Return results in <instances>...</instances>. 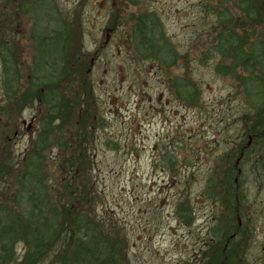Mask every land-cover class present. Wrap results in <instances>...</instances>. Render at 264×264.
Masks as SVG:
<instances>
[{
	"label": "rangeland",
	"instance_id": "rangeland-1",
	"mask_svg": "<svg viewBox=\"0 0 264 264\" xmlns=\"http://www.w3.org/2000/svg\"><path fill=\"white\" fill-rule=\"evenodd\" d=\"M252 1L260 5L252 18L235 0L221 7L230 20L222 25L246 40L248 52L259 40L264 49V2ZM212 2L217 0H0V32L16 44L23 66L31 67L38 53L35 36L45 28H67L91 63L97 123L89 149L92 167L84 176L96 191L90 211L110 234L122 237L129 264H202L201 250L223 211L206 185L218 169L235 164L236 157L231 162L226 157L242 142L241 116L252 123L246 118L256 86L247 84L242 65L232 67L231 57L214 53L222 25ZM139 14L158 18L176 52L175 65L166 69L136 55L130 35ZM219 64L231 72L219 73ZM175 81L189 82L196 95L179 98ZM259 82L264 89V75ZM4 110L0 87V149L23 158L40 134L43 104ZM251 149L258 167L239 161L251 229L243 264H264V148ZM61 154L56 144L45 153L56 164L48 174L56 180ZM182 202L188 223L177 214ZM16 252L21 256V243Z\"/></svg>",
	"mask_w": 264,
	"mask_h": 264
},
{
	"label": "trees",
	"instance_id": "trees-1",
	"mask_svg": "<svg viewBox=\"0 0 264 264\" xmlns=\"http://www.w3.org/2000/svg\"><path fill=\"white\" fill-rule=\"evenodd\" d=\"M129 1L136 4L138 0ZM225 1L228 0L210 4L219 25L223 20L230 22L227 11L221 8L226 7ZM235 1L249 18L260 9L252 0ZM134 20L130 38L136 55L157 61L166 69L175 65L176 52L158 18L139 14ZM35 37L38 53L29 67L23 66L16 44L12 45L13 41L0 32L4 114L35 101L43 104L40 134L26 155L18 158L10 149H0V264H37L48 260L53 264H129L122 237L117 232L110 234L90 211L96 191L84 176L89 175L92 167L89 149L93 142L92 126L97 123L89 78L91 63L76 37L74 41L70 39L67 28L60 32L45 28L43 35L38 33ZM245 41L222 25L212 47L221 59L231 57L235 62L232 67L242 65L248 72L247 84L256 88L251 99L253 107L246 118L252 123L247 124L241 116L242 142L226 157L229 162L236 157L235 164L218 169L213 175L217 178H211L206 185V194L219 202L223 211L207 246L201 250L202 264H243L244 246L251 230L239 161H251L255 169L259 157L251 153V147L264 148V89L259 82L264 75V49L259 40L250 45L248 52ZM223 66L216 65V70L231 72ZM255 67L260 74H255ZM24 68L26 74L21 73ZM173 86L177 96L184 100L192 99L197 92L195 88L194 94L189 82L175 81ZM53 144L62 152L57 163L58 180L48 176L56 164L45 156ZM261 155L264 157V151ZM187 212L188 207L182 202L177 214L186 223L190 218ZM18 243L23 248L21 256L16 252Z\"/></svg>",
	"mask_w": 264,
	"mask_h": 264
}]
</instances>
